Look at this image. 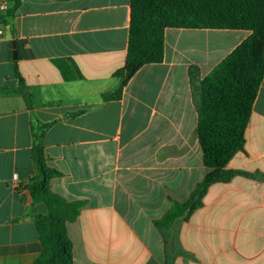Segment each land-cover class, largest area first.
<instances>
[{"label": "crops", "instance_id": "obj_1", "mask_svg": "<svg viewBox=\"0 0 264 264\" xmlns=\"http://www.w3.org/2000/svg\"><path fill=\"white\" fill-rule=\"evenodd\" d=\"M1 4L0 18L15 0ZM130 24L131 0H20L13 24L0 21V264H36L43 254L34 123L50 125L43 144L58 175L49 189L83 204L68 224L74 264H264V80L244 151L224 168L236 174L210 185L172 227L157 225L210 171L192 80L250 32L167 29L163 61L138 71L121 99L104 101L119 86Z\"/></svg>", "mask_w": 264, "mask_h": 264}, {"label": "trees", "instance_id": "obj_2", "mask_svg": "<svg viewBox=\"0 0 264 264\" xmlns=\"http://www.w3.org/2000/svg\"><path fill=\"white\" fill-rule=\"evenodd\" d=\"M19 6L20 0H15L14 8L0 21L12 25ZM171 28L246 30L250 35L203 80H192L197 135L204 165L210 171L187 203H175L157 222L159 227H172L199 205L210 185L236 174L224 168L244 151L246 130L264 80V0H131L126 63L114 74L118 88L103 94L104 101L121 99L138 71L163 61L165 32ZM16 75L17 92L31 107L29 88L18 71ZM40 125H32V135L33 157L42 183L32 188L31 194L34 204L46 206L47 215L38 217L43 254L36 264H74L68 224L77 219L83 204L67 202L49 189V180L58 172L48 166L45 156L43 140L50 125Z\"/></svg>", "mask_w": 264, "mask_h": 264}, {"label": "water", "instance_id": "obj_3", "mask_svg": "<svg viewBox=\"0 0 264 264\" xmlns=\"http://www.w3.org/2000/svg\"><path fill=\"white\" fill-rule=\"evenodd\" d=\"M13 49H14V52H13V54H14V59L16 60L17 59V55H16V45H15V43H13Z\"/></svg>", "mask_w": 264, "mask_h": 264}, {"label": "built area", "instance_id": "obj_4", "mask_svg": "<svg viewBox=\"0 0 264 264\" xmlns=\"http://www.w3.org/2000/svg\"><path fill=\"white\" fill-rule=\"evenodd\" d=\"M7 9L6 4L0 5V11H5Z\"/></svg>", "mask_w": 264, "mask_h": 264}]
</instances>
